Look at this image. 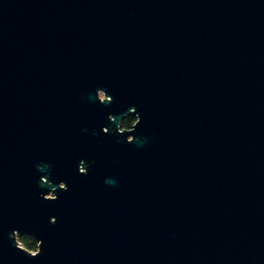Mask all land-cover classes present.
<instances>
[{
  "label": "water",
  "instance_id": "1",
  "mask_svg": "<svg viewBox=\"0 0 264 264\" xmlns=\"http://www.w3.org/2000/svg\"><path fill=\"white\" fill-rule=\"evenodd\" d=\"M0 264H264V0H0Z\"/></svg>",
  "mask_w": 264,
  "mask_h": 264
},
{
  "label": "clouds",
  "instance_id": "2",
  "mask_svg": "<svg viewBox=\"0 0 264 264\" xmlns=\"http://www.w3.org/2000/svg\"><path fill=\"white\" fill-rule=\"evenodd\" d=\"M95 98L98 102L108 104L112 102L113 96L109 94L105 88L97 87L95 89ZM106 119L109 123H113L114 127L109 128L101 125L99 131L102 134L112 135L116 137V143L134 144L141 143L140 135H123V139L120 136L125 133H134L137 126L141 123V113L137 110L135 105H129L127 110L119 114V119L109 112L107 113ZM94 163V159L86 161L84 158L78 159L76 163V171L78 174L87 175L89 167ZM50 167L49 162L40 161L35 165L37 171ZM108 184H115V180L107 179L105 181ZM45 185L48 186L47 191H38L37 196L45 201H56L59 199L58 190L67 191L68 184L64 179H60L57 182H53L47 178V174L41 175L37 183V188H43ZM48 223L55 224L56 216L49 215ZM8 238L11 240L14 248L30 257H37L42 251L43 240L37 236L34 231H21L18 228H13L8 233Z\"/></svg>",
  "mask_w": 264,
  "mask_h": 264
}]
</instances>
